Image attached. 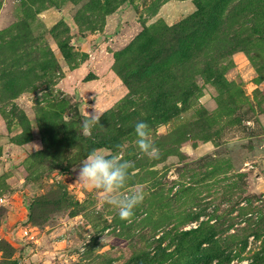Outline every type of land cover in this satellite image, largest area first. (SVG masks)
Returning <instances> with one entry per match:
<instances>
[{"label":"rangeland","instance_id":"rangeland-1","mask_svg":"<svg viewBox=\"0 0 264 264\" xmlns=\"http://www.w3.org/2000/svg\"><path fill=\"white\" fill-rule=\"evenodd\" d=\"M0 264H264V0H0Z\"/></svg>","mask_w":264,"mask_h":264},{"label":"clouds","instance_id":"clouds-1","mask_svg":"<svg viewBox=\"0 0 264 264\" xmlns=\"http://www.w3.org/2000/svg\"><path fill=\"white\" fill-rule=\"evenodd\" d=\"M102 112L91 111L82 121V132L85 136L92 135V129L99 124ZM149 125L138 121L134 126L136 143L142 155L150 158L159 156V149L149 141ZM119 147V146H117ZM132 161L124 160L119 154L106 156L102 151L93 150L78 168V181L91 189L103 193L102 205L107 204L117 210L121 220L131 222L134 209L142 203L140 191L124 192ZM154 255V250H150Z\"/></svg>","mask_w":264,"mask_h":264},{"label":"water","instance_id":"water-1","mask_svg":"<svg viewBox=\"0 0 264 264\" xmlns=\"http://www.w3.org/2000/svg\"><path fill=\"white\" fill-rule=\"evenodd\" d=\"M259 178H261V175L258 173V171H255L254 176L252 177L253 183L256 184Z\"/></svg>","mask_w":264,"mask_h":264},{"label":"trees","instance_id":"trees-1","mask_svg":"<svg viewBox=\"0 0 264 264\" xmlns=\"http://www.w3.org/2000/svg\"><path fill=\"white\" fill-rule=\"evenodd\" d=\"M185 24V22L183 21L181 24H178V25H173V29H175L176 27H178L179 25H183ZM122 79L124 80V78L122 77Z\"/></svg>","mask_w":264,"mask_h":264}]
</instances>
